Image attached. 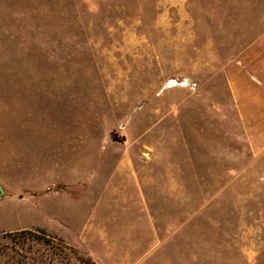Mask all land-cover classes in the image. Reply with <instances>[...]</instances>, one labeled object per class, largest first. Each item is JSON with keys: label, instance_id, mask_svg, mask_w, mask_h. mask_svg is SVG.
<instances>
[{"label": "rangeland", "instance_id": "obj_1", "mask_svg": "<svg viewBox=\"0 0 264 264\" xmlns=\"http://www.w3.org/2000/svg\"><path fill=\"white\" fill-rule=\"evenodd\" d=\"M263 33L264 0H0V233L62 238L47 264H264L226 77Z\"/></svg>", "mask_w": 264, "mask_h": 264}, {"label": "crops", "instance_id": "obj_2", "mask_svg": "<svg viewBox=\"0 0 264 264\" xmlns=\"http://www.w3.org/2000/svg\"><path fill=\"white\" fill-rule=\"evenodd\" d=\"M234 105L250 148L264 150V33L226 66Z\"/></svg>", "mask_w": 264, "mask_h": 264}, {"label": "trees", "instance_id": "obj_3", "mask_svg": "<svg viewBox=\"0 0 264 264\" xmlns=\"http://www.w3.org/2000/svg\"><path fill=\"white\" fill-rule=\"evenodd\" d=\"M37 230L0 233V264H47L43 259L45 253L41 252V249H34V243L46 247L47 250H50V247L64 249L62 238L50 235L43 228ZM16 236L24 237L23 240L17 241ZM56 241L60 244H56Z\"/></svg>", "mask_w": 264, "mask_h": 264}, {"label": "water", "instance_id": "obj_4", "mask_svg": "<svg viewBox=\"0 0 264 264\" xmlns=\"http://www.w3.org/2000/svg\"><path fill=\"white\" fill-rule=\"evenodd\" d=\"M2 194H3V188H2V186L0 185V199H1V197H2Z\"/></svg>", "mask_w": 264, "mask_h": 264}]
</instances>
